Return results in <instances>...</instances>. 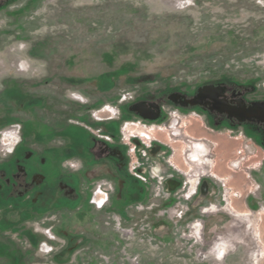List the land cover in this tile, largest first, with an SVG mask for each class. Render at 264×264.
Segmentation results:
<instances>
[{"label":"rangeland","instance_id":"1","mask_svg":"<svg viewBox=\"0 0 264 264\" xmlns=\"http://www.w3.org/2000/svg\"><path fill=\"white\" fill-rule=\"evenodd\" d=\"M234 81L264 93V0H0V90L45 98L42 116L63 123L87 117L80 125L94 136L114 116L104 106L116 119L136 98ZM178 115L148 128L120 120V143L152 145L146 157L136 151L151 159L148 202L116 208L99 181L74 212L17 220L39 240L33 248L14 225L0 229V264H264V148L252 143L256 155L233 168L246 139L198 112ZM101 183L109 202L99 211L90 201ZM195 223L196 241L186 236Z\"/></svg>","mask_w":264,"mask_h":264},{"label":"flooded vegetation","instance_id":"2","mask_svg":"<svg viewBox=\"0 0 264 264\" xmlns=\"http://www.w3.org/2000/svg\"><path fill=\"white\" fill-rule=\"evenodd\" d=\"M207 86L219 90L218 98L212 101L202 99V103L192 105L190 102L199 90ZM18 91L16 87L0 90V106H6L10 111L22 109L20 114L14 116L9 115V110L7 113L0 110V130L13 124L21 125V142L18 147L12 153L0 151V213H5L0 220L1 230L19 220L25 221L26 226L27 222L51 211L74 212L86 197V187H93L104 180L113 187L110 191L112 206L131 207L138 202H148L151 197L148 187H153L152 183L148 180L147 183L141 182L132 176L129 171L128 147L118 141L120 120L123 121V117L155 124L168 117L169 109L181 114L198 112L213 129L242 132L264 148V93H261L260 98L253 97L259 92L253 83H206L191 92L172 90L161 97L136 98L120 107L116 119L109 117L95 123V126L106 127L104 132H99L102 136H108L109 141L94 136L80 125L83 122L90 123L87 117L78 124L72 119L63 123L49 115L44 117L42 111L47 107L45 98L23 96ZM172 95L179 96L175 102L170 99ZM2 102L7 104L4 106ZM137 103H145L152 108L154 111H147L148 114L159 115L158 119L146 120L132 111L131 107ZM153 105L160 107V113L151 107ZM225 106L231 109L260 106L263 112H258L251 120L242 121L224 111ZM92 109L93 103L87 106L86 111ZM111 125L119 127V131ZM154 151L157 153L160 150L154 148ZM139 170L143 175L142 167ZM100 187L105 186L101 183ZM121 187H139L140 191L137 194L124 192L121 196ZM76 204L79 206L73 208ZM21 227L14 225L13 229L28 237L31 246L39 242L32 235V230Z\"/></svg>","mask_w":264,"mask_h":264},{"label":"built area","instance_id":"3","mask_svg":"<svg viewBox=\"0 0 264 264\" xmlns=\"http://www.w3.org/2000/svg\"><path fill=\"white\" fill-rule=\"evenodd\" d=\"M124 100H127V97H124ZM108 107H110V106H104V108H102L99 111L101 112L105 109H108ZM178 113L179 112L175 110L173 113H171L169 115L174 120H179L180 117H179ZM96 114H94V116ZM142 124L144 126L143 128H148L147 123L142 122ZM98 136L105 139L106 141L110 140L108 136H102V135H98ZM141 138H143V137H141ZM236 139H246L245 141L242 142V146L237 151V155H238L237 160L239 163H242V162L246 161L247 159H249V157L256 155V153L254 152L253 144L258 145L257 143H255L249 137L244 135V133H242V132L238 133ZM128 140L130 141V139H128ZM146 140H149V139H146ZM20 142H21V125L20 124H13L7 128L0 130V151L1 152L12 153L18 147ZM127 145H128L129 171H130V173L137 180L144 182V183L145 182L147 183V179L140 173L139 169L141 168L142 165H141L140 159H139L136 151H137L138 146H142L144 149V151L142 152V155H143V157H146L147 156V150L151 149L152 145H150V143L147 145L143 139L138 140L136 138L133 139V145L130 146L129 143H127ZM255 150H256V148H255ZM171 158H172V156H171ZM169 164L175 170L177 169L176 167L173 166L171 159L169 161ZM189 179H187L185 183H186V186L188 185V187H191L192 185L190 184ZM222 183H223L222 187L225 188L226 183H224V182H222ZM187 195L188 194L186 193L185 196H187ZM186 200H190V199H186ZM90 202L97 210H99V211L103 210L105 207H107L108 202H109L108 191H105L103 187H97L95 192L93 193V196H92V199ZM205 210H204V212H205ZM198 227H199V223L192 224L188 227V235H186L188 237V239H194L196 241V237L198 234V230H197ZM45 234L48 236L49 240H55L54 234L52 233V231L50 229H48L45 232ZM40 249H41V251H43L45 253H50L53 250L52 246H50L48 244V242H43L40 245ZM132 262H133V264H139L138 257H135Z\"/></svg>","mask_w":264,"mask_h":264},{"label":"water","instance_id":"4","mask_svg":"<svg viewBox=\"0 0 264 264\" xmlns=\"http://www.w3.org/2000/svg\"><path fill=\"white\" fill-rule=\"evenodd\" d=\"M219 90L212 87V86H207L205 88H202L199 90L198 95L193 99L190 103L192 105L200 104L202 103V99H209V100H216L218 98ZM178 95H172L170 96V99L172 101H176L178 98ZM154 109L157 110L158 113H160L161 109L159 106H151ZM132 111L137 112L143 119L146 120H152L155 121L158 119L159 115H152L148 114V112L154 111L152 108H149L145 103H137L131 107ZM148 111V112H147ZM224 111L228 112L229 114H232L236 116L239 120H251L257 116V113L261 111L260 106H254L253 108L250 109H245V108H239V109H231L227 106L224 107Z\"/></svg>","mask_w":264,"mask_h":264},{"label":"crops","instance_id":"5","mask_svg":"<svg viewBox=\"0 0 264 264\" xmlns=\"http://www.w3.org/2000/svg\"><path fill=\"white\" fill-rule=\"evenodd\" d=\"M159 148H163V146H162V145H159ZM139 159H140V158H139ZM146 159H147V158H146ZM150 160H151V159H148V160H145V159H144V160H140L141 165H142L141 167H142V169H143V171H142L143 175H147L148 172H149V169L146 168V164L149 163ZM139 191H140V188H139V187H121L119 193H120L121 196H122V194H123L124 192H127L128 194H129V193L137 194V193H139ZM106 241H107V242H106ZM106 241H104V242H105L104 245H108V240H106ZM105 248H106V246H105Z\"/></svg>","mask_w":264,"mask_h":264},{"label":"bare ground","instance_id":"6","mask_svg":"<svg viewBox=\"0 0 264 264\" xmlns=\"http://www.w3.org/2000/svg\"><path fill=\"white\" fill-rule=\"evenodd\" d=\"M112 112L113 114H114V116H115V113H116V110L114 109V110H112L111 108H109L108 107V109H105V110H103V111H101V112ZM113 116V117H114ZM112 117V118H113ZM99 120H102V119H99ZM145 135V136H144ZM142 137H144V138H146V139H149V141H150V139H151V137L149 136V134H143L142 135ZM240 165V163L238 162V160L237 161H234L233 163H232V167L233 168H238V166Z\"/></svg>","mask_w":264,"mask_h":264}]
</instances>
